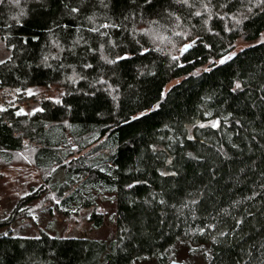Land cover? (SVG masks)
<instances>
[{
	"label": "trees",
	"instance_id": "1",
	"mask_svg": "<svg viewBox=\"0 0 264 264\" xmlns=\"http://www.w3.org/2000/svg\"><path fill=\"white\" fill-rule=\"evenodd\" d=\"M262 33L264 0H0V166L96 228L115 197L114 237L12 235L40 183L0 264H264Z\"/></svg>",
	"mask_w": 264,
	"mask_h": 264
},
{
	"label": "rangeland",
	"instance_id": "2",
	"mask_svg": "<svg viewBox=\"0 0 264 264\" xmlns=\"http://www.w3.org/2000/svg\"><path fill=\"white\" fill-rule=\"evenodd\" d=\"M262 36H264V33H262ZM254 42L256 41H239L232 51L217 61L220 62L225 57L233 56L238 50ZM32 91L37 96L46 95L54 97L43 87L32 88ZM19 105L22 111L31 112L38 107V100H25ZM23 170L18 169L16 171L10 167L0 166V219L9 217L18 205V202L28 193H35L36 189L41 185L40 183L46 185L37 170H33L31 167L23 168ZM47 189L49 188L46 185V189L39 192L36 197H30L20 202L16 207L18 213L13 215L9 223L10 233L12 235L33 237L37 236L39 230L43 229L51 235L63 237L106 239L115 236V197L113 194H105L97 199L96 210L102 214L103 221L101 226L96 228L88 218L90 209H79L77 212L69 215H62L57 212L53 208L49 200L50 198H44L48 192ZM7 229L8 226L1 227L0 232H6ZM191 264L202 263L197 260Z\"/></svg>",
	"mask_w": 264,
	"mask_h": 264
},
{
	"label": "snow or ice",
	"instance_id": "3",
	"mask_svg": "<svg viewBox=\"0 0 264 264\" xmlns=\"http://www.w3.org/2000/svg\"><path fill=\"white\" fill-rule=\"evenodd\" d=\"M184 2H187V0H184ZM197 15H199V13H197ZM187 47H189V46H185L184 49H181V53H183L184 51H186V50H187ZM173 59H176V57H174ZM227 59H230V57H225V59H224V60H221L220 63L223 64V63L225 62V60H227ZM236 87L239 88L240 85L237 84ZM157 107H158V105H157ZM37 111H38V110H37ZM18 114H19V113H18ZM141 115H144V113H142ZM138 118H139V117H134V119H138ZM201 126H203V125H201ZM215 126H216V124L214 123V124H213V127H215Z\"/></svg>",
	"mask_w": 264,
	"mask_h": 264
},
{
	"label": "water",
	"instance_id": "4",
	"mask_svg": "<svg viewBox=\"0 0 264 264\" xmlns=\"http://www.w3.org/2000/svg\"><path fill=\"white\" fill-rule=\"evenodd\" d=\"M190 44H191V42H188V43L184 44V45L181 47V49H184L185 46H190ZM187 48H188V47H187ZM180 52H181V51H180ZM167 264H184V262H183V261H180V260L172 259V260H170Z\"/></svg>",
	"mask_w": 264,
	"mask_h": 264
}]
</instances>
